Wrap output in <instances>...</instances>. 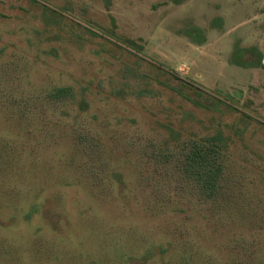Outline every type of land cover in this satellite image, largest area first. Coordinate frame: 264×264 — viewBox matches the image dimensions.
Masks as SVG:
<instances>
[{"label": "rangeland", "instance_id": "1", "mask_svg": "<svg viewBox=\"0 0 264 264\" xmlns=\"http://www.w3.org/2000/svg\"><path fill=\"white\" fill-rule=\"evenodd\" d=\"M250 46L264 0H0V264H264V60L232 62ZM219 130L207 198L181 149Z\"/></svg>", "mask_w": 264, "mask_h": 264}, {"label": "trees", "instance_id": "2", "mask_svg": "<svg viewBox=\"0 0 264 264\" xmlns=\"http://www.w3.org/2000/svg\"><path fill=\"white\" fill-rule=\"evenodd\" d=\"M195 42L202 44L205 36L198 26H191L185 30ZM264 60V52L256 46L237 47L232 54V62L242 67H259ZM67 89L60 88L55 95H65ZM217 103L238 111V106L226 99H218ZM245 117H251L246 112ZM230 135L219 130L213 135L190 139L182 147L183 168L187 175L198 185L201 193L207 198H214L220 194L222 180L227 168L228 149L232 144Z\"/></svg>", "mask_w": 264, "mask_h": 264}]
</instances>
